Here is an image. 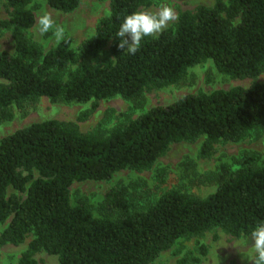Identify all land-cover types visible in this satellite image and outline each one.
<instances>
[{"label": "trees", "instance_id": "16d2710c", "mask_svg": "<svg viewBox=\"0 0 264 264\" xmlns=\"http://www.w3.org/2000/svg\"><path fill=\"white\" fill-rule=\"evenodd\" d=\"M3 1L8 15L0 29L9 30L14 51L0 50V121L41 97L91 101L77 120L115 96L143 109L146 89L177 84L188 68L207 60L230 77L264 73V0H215L182 10L172 26L145 37L135 54L119 49L114 35L124 16L152 0H109L108 14L77 48L66 36L46 51L27 35L35 23L32 0ZM79 2L46 0L63 12ZM262 127L264 80L152 106L104 136L53 118L17 128L0 138V227L9 219L0 245H19L31 235L17 264H38L40 251L56 255L58 264H149L178 239L213 228L248 235L264 222V162L255 151L220 162L209 173L215 188L206 196L171 188L150 199L120 180L104 190L95 214L83 201H70V186L148 169L174 142L203 137L206 156L214 143L239 141ZM156 174L163 182L165 171Z\"/></svg>", "mask_w": 264, "mask_h": 264}, {"label": "rangeland", "instance_id": "374dc122", "mask_svg": "<svg viewBox=\"0 0 264 264\" xmlns=\"http://www.w3.org/2000/svg\"><path fill=\"white\" fill-rule=\"evenodd\" d=\"M214 2L215 0H152L149 6L141 7L139 11L156 13L162 4H166L178 16L182 10H193L198 5L210 6ZM31 7L35 23L27 30V35L46 51L57 42L53 36L54 29L43 35L37 31L41 15L51 16L55 25L64 29V37L69 36L72 46L77 48L94 32L99 19L108 14L109 0H80L78 6L70 12L51 8L46 0H32ZM7 15L8 8L5 2L0 0V19L6 18ZM175 22L176 20L171 22L168 27ZM0 50L11 53L14 51L9 30L0 29ZM263 80L264 73L254 79L230 77L217 71L213 62L207 60L188 68L184 78L177 84L146 89L143 93L145 98L143 109H131L127 100L115 96L99 100L95 110L85 120H77L80 114L91 109V101L52 102L46 97H41L33 105L25 106L23 109L14 108V116L10 120L0 121V138L17 128L51 118L74 122L81 132L104 136L119 122L126 121L128 117L134 118L152 106L168 104L190 93L209 92L232 86L247 87L253 81ZM202 142L203 137L192 142L171 143L152 167L142 171L124 169L115 173L109 180L74 181L70 186V201L72 203L83 201L93 207L96 214L95 207L104 190L120 180L131 185L136 191L148 192L150 199L171 188L197 196H206L215 188V184L210 181L209 173L215 171L220 162L230 161V157L238 156L244 151L260 153L264 162V127L250 131L239 141L220 140L214 143L211 153L206 156L200 153ZM159 170L165 171L163 182L157 177L156 173ZM8 192L14 190L9 188ZM8 221L9 219L2 224L0 230ZM249 235L235 237L220 228H213L199 236L178 239L149 264H176L182 257L188 259L187 264H252L254 251L244 244V238ZM30 239L29 234L19 245H0V264H17L20 253ZM35 258L38 264H58L56 255L44 251L36 253Z\"/></svg>", "mask_w": 264, "mask_h": 264}, {"label": "clouds", "instance_id": "9594fccd", "mask_svg": "<svg viewBox=\"0 0 264 264\" xmlns=\"http://www.w3.org/2000/svg\"><path fill=\"white\" fill-rule=\"evenodd\" d=\"M175 11L162 4L156 13L133 12L123 17L119 29L114 35L118 39L117 47L129 54H135L145 37L162 33L171 22L177 19ZM57 43L64 38V29L57 27L48 14L41 15L37 23V31L46 34L53 30ZM244 244L254 251L252 264H264V222L254 226L249 236L244 238Z\"/></svg>", "mask_w": 264, "mask_h": 264}]
</instances>
